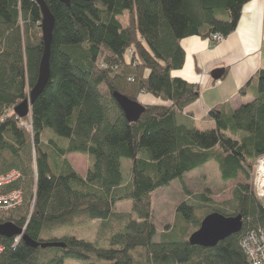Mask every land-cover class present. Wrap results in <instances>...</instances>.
Wrapping results in <instances>:
<instances>
[{
  "label": "trees",
  "instance_id": "16d2710c",
  "mask_svg": "<svg viewBox=\"0 0 264 264\" xmlns=\"http://www.w3.org/2000/svg\"><path fill=\"white\" fill-rule=\"evenodd\" d=\"M43 1L54 18L49 78L29 114L18 118L13 109L29 99L43 53L41 12L35 0H0V176L18 173L0 184V195L21 192L19 204L0 211V223L24 230L17 241L0 236V264L91 257L106 264H249L242 239L264 229V198L250 184L233 189L228 211L208 189H185L186 200L158 242L152 204L156 191L182 183L185 174L210 161L223 188L240 173L249 179L255 160L264 157V69L238 91L244 96L254 88V99L234 110L227 103L212 108L203 117L214 123L208 130L177 122L198 91L171 76L184 63L183 38L227 37L249 0ZM113 92L133 101L146 93L167 104L144 105L131 123ZM69 154L87 156L84 176L71 167ZM122 159L130 160L127 179ZM125 204L128 210H118ZM215 211L240 214V232L211 248L190 245L189 235ZM90 221L99 224L95 241L45 238L49 231Z\"/></svg>",
  "mask_w": 264,
  "mask_h": 264
},
{
  "label": "crops",
  "instance_id": "0c3cea01",
  "mask_svg": "<svg viewBox=\"0 0 264 264\" xmlns=\"http://www.w3.org/2000/svg\"><path fill=\"white\" fill-rule=\"evenodd\" d=\"M180 45L184 63L180 69L172 71L171 76L195 85L198 96L177 115V122L188 128L198 129L195 126L198 124L204 128L198 130L212 129L213 121L203 120L212 108L227 103L234 110L245 104L244 100L254 99V88L247 90L244 96L238 91L257 71L264 69V0L245 3L235 30L221 43L212 44L208 38L189 36L183 38ZM215 69L224 70L219 80L211 76ZM139 101L143 105L167 104L149 94L140 95Z\"/></svg>",
  "mask_w": 264,
  "mask_h": 264
},
{
  "label": "rangeland",
  "instance_id": "374dc122",
  "mask_svg": "<svg viewBox=\"0 0 264 264\" xmlns=\"http://www.w3.org/2000/svg\"><path fill=\"white\" fill-rule=\"evenodd\" d=\"M127 16H122L121 21L125 22ZM210 41V40H209ZM216 44V43H212ZM219 44V43H217ZM131 50L127 51L126 56L131 54ZM106 64H100V67L106 68ZM146 93H142L143 95ZM150 95V94H149ZM250 100H244V103ZM138 102L139 97H138ZM22 126L31 130L29 124L20 122ZM198 129L201 128L198 124L195 125ZM67 159L71 167L80 175L84 176L88 168V158L85 155L71 154L67 156ZM264 162V159L257 158L249 174V179H245L240 173L236 180H231L224 183V187L221 188V184L217 179L218 169L213 161L208 162L205 166L197 168L196 170L184 175L182 183L179 180L173 181L170 185L156 191L153 194L152 204L154 207L153 223L156 227V234L153 237V241H160L161 234L168 229L173 223L176 206L182 201L186 200L184 190L186 189L191 194H197L198 192L208 189L211 193V199L216 205H220L225 211L229 209V201L232 198V191L239 183L250 184L251 189L259 199L264 198V178L260 176L259 170L260 164ZM122 174L125 179L128 178L126 173L127 166L130 165L129 159H122ZM257 164L258 167H255ZM263 167V166H262ZM261 169V168H260ZM16 173V172H15ZM18 176V173H16ZM15 176V175H14ZM260 191V193H259ZM191 198V197H190ZM20 200V199H18ZM13 201V199H12ZM20 202V201H19ZM118 210H128L126 204L124 206L118 205ZM7 209H11L10 207ZM5 209V210H7ZM1 211V210H0ZM200 217L203 215L200 212H196ZM98 222L90 221L84 225L66 226L53 231H49L45 238H60L63 236H74L77 238L86 239L88 241H95L98 238ZM20 236V235H19ZM16 239V238H15ZM106 264L103 261H98L95 257H91L89 260H76L72 258H65L63 264Z\"/></svg>",
  "mask_w": 264,
  "mask_h": 264
},
{
  "label": "water",
  "instance_id": "95a60500",
  "mask_svg": "<svg viewBox=\"0 0 264 264\" xmlns=\"http://www.w3.org/2000/svg\"><path fill=\"white\" fill-rule=\"evenodd\" d=\"M35 1L41 12L40 29L43 41V53L39 62L37 80L29 93V99H25L13 109V112L18 118H24L29 114L31 104L43 90L49 78V55L54 18L43 0ZM58 1L69 5L71 0ZM223 73V69H215L212 71L211 76L213 79L219 80ZM112 97L128 122L132 123L137 121L140 115L145 111V106L143 104L138 101L130 100L118 92H113ZM242 223V217L240 214L235 216H225L216 211L211 212L201 220L199 227L189 235L187 241L190 245L211 248L228 236L240 232ZM23 231V229L15 226L11 222L0 223L1 237L12 238L23 235ZM23 240L34 247H38L39 245L38 243L32 242L26 236L23 237ZM41 247H45V244H42Z\"/></svg>",
  "mask_w": 264,
  "mask_h": 264
},
{
  "label": "built area",
  "instance_id": "2783aa9c",
  "mask_svg": "<svg viewBox=\"0 0 264 264\" xmlns=\"http://www.w3.org/2000/svg\"><path fill=\"white\" fill-rule=\"evenodd\" d=\"M223 39L224 37L218 33L211 34L209 37L210 42L216 44L221 43ZM259 158L264 159V157H259ZM260 166H261L259 167V170L261 172L260 176L263 177L262 170L264 169V162H262ZM255 167H258L257 164L255 165ZM17 177L18 176L15 172H10L5 176H0V184L6 183L10 180H14ZM19 201H21L20 191H14L9 194L0 195V210L7 209L9 207L13 208L14 206L20 203ZM18 237L19 236L16 237L15 241L18 240ZM241 247L247 256V260L249 264H264V229L251 230L247 232L242 239ZM2 250L3 248L0 245V253L2 252Z\"/></svg>",
  "mask_w": 264,
  "mask_h": 264
},
{
  "label": "bare ground",
  "instance_id": "6f19581e",
  "mask_svg": "<svg viewBox=\"0 0 264 264\" xmlns=\"http://www.w3.org/2000/svg\"><path fill=\"white\" fill-rule=\"evenodd\" d=\"M262 176L264 177V169L262 170ZM138 204V203H137Z\"/></svg>",
  "mask_w": 264,
  "mask_h": 264
}]
</instances>
